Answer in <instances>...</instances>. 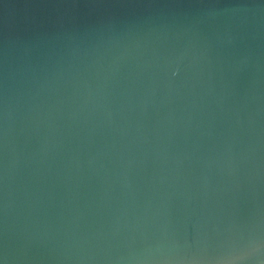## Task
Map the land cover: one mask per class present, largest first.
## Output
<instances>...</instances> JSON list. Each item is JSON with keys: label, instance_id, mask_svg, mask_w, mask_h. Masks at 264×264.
I'll use <instances>...</instances> for the list:
<instances>
[{"label": "water", "instance_id": "1", "mask_svg": "<svg viewBox=\"0 0 264 264\" xmlns=\"http://www.w3.org/2000/svg\"><path fill=\"white\" fill-rule=\"evenodd\" d=\"M0 264H264V0H0Z\"/></svg>", "mask_w": 264, "mask_h": 264}]
</instances>
